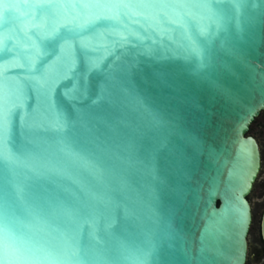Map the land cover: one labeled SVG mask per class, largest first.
<instances>
[{"label":"water","instance_id":"water-1","mask_svg":"<svg viewBox=\"0 0 264 264\" xmlns=\"http://www.w3.org/2000/svg\"><path fill=\"white\" fill-rule=\"evenodd\" d=\"M261 113L264 0H0V264H246Z\"/></svg>","mask_w":264,"mask_h":264},{"label":"flooded vegetation","instance_id":"flooded-vegetation-1","mask_svg":"<svg viewBox=\"0 0 264 264\" xmlns=\"http://www.w3.org/2000/svg\"><path fill=\"white\" fill-rule=\"evenodd\" d=\"M249 135L255 138L260 149L261 167L253 188L248 195L251 206L252 223L247 237L248 252L246 264H264V237L262 223L264 217V113L250 125ZM257 221L254 222V216Z\"/></svg>","mask_w":264,"mask_h":264},{"label":"rangeland","instance_id":"rangeland-1","mask_svg":"<svg viewBox=\"0 0 264 264\" xmlns=\"http://www.w3.org/2000/svg\"><path fill=\"white\" fill-rule=\"evenodd\" d=\"M263 147H264V143H263ZM255 218H254V222L256 223V221H257V215L256 216H254Z\"/></svg>","mask_w":264,"mask_h":264},{"label":"snow or ice","instance_id":"snow-or-ice-1","mask_svg":"<svg viewBox=\"0 0 264 264\" xmlns=\"http://www.w3.org/2000/svg\"><path fill=\"white\" fill-rule=\"evenodd\" d=\"M253 177H254V173H253Z\"/></svg>","mask_w":264,"mask_h":264}]
</instances>
